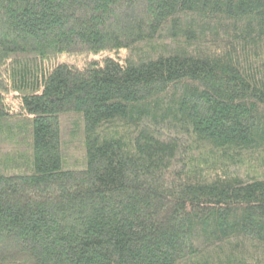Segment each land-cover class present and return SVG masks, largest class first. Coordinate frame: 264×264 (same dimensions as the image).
<instances>
[{
    "label": "trees",
    "instance_id": "16d2710c",
    "mask_svg": "<svg viewBox=\"0 0 264 264\" xmlns=\"http://www.w3.org/2000/svg\"><path fill=\"white\" fill-rule=\"evenodd\" d=\"M0 264H264V0H0Z\"/></svg>",
    "mask_w": 264,
    "mask_h": 264
},
{
    "label": "rangeland",
    "instance_id": "374dc122",
    "mask_svg": "<svg viewBox=\"0 0 264 264\" xmlns=\"http://www.w3.org/2000/svg\"><path fill=\"white\" fill-rule=\"evenodd\" d=\"M9 102H10L11 106H13V107L17 106V101L15 98H13V97L9 98Z\"/></svg>",
    "mask_w": 264,
    "mask_h": 264
}]
</instances>
